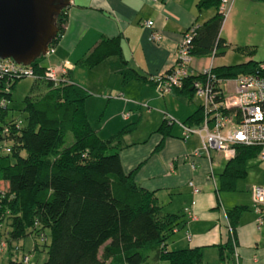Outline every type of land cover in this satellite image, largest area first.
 Wrapping results in <instances>:
<instances>
[{"label":"trees","instance_id":"trees-1","mask_svg":"<svg viewBox=\"0 0 264 264\" xmlns=\"http://www.w3.org/2000/svg\"><path fill=\"white\" fill-rule=\"evenodd\" d=\"M219 4L220 0L198 1L199 9L214 7L215 13L197 25L191 42L193 57L223 54L228 47L220 36L224 15L218 11ZM66 9L56 17L58 33L52 45L64 31ZM120 52L119 36L104 38L82 64L91 68L109 57H120ZM42 57L30 64L36 77L24 98L26 117L11 119L0 127V140L1 131L8 128L3 137L5 145L0 147V226L7 223L10 227L0 233V243L5 242L3 248L11 256L8 264H26L25 254L18 255L20 247L13 246V240L33 235L45 242L46 230L50 239L43 264H204L202 246L168 248L169 237L186 225V213L163 212L154 192L137 184L135 170L124 171L118 151H111L110 140L101 139L88 121L87 91L73 83L54 86L45 80L46 65L39 62ZM261 62L250 59L213 66L212 71L218 78H232L254 72ZM197 79L203 75L184 78L182 87L175 91L191 100ZM19 80L10 81L9 93L0 91L9 101L0 108L4 114ZM39 85L45 88L39 90ZM202 118L200 105L189 117L190 123H184L197 125ZM167 126L163 122L159 131L167 133ZM259 151L258 146L237 145L235 156L219 176L217 192L234 191L238 179L247 174L246 162ZM247 208L234 205L226 210L233 237L218 245L220 260L227 257V249L233 255L235 229Z\"/></svg>","mask_w":264,"mask_h":264},{"label":"crops","instance_id":"crops-1","mask_svg":"<svg viewBox=\"0 0 264 264\" xmlns=\"http://www.w3.org/2000/svg\"><path fill=\"white\" fill-rule=\"evenodd\" d=\"M198 1L69 0L64 31L43 65L64 61L70 64L66 78L70 84L87 91L85 110L91 127L101 139L110 140L111 151H118L124 171L135 170L137 184L154 192L163 212L183 214L186 207L191 208L196 218L187 216L184 236L172 243L182 245L173 249L202 246L204 252L206 247L214 246L210 242L215 238L210 236L207 243V231L198 230L197 225L218 221L212 212L217 208L211 187L218 194L216 184L228 160L219 152L224 164L216 179L217 163L211 152L208 156L201 149L198 135L184 139L177 122L166 127L167 133L159 131L165 115L190 123L189 117L197 112L202 101L196 102V95L189 100L175 90L161 94L151 81L172 67L185 30L212 16L209 9L198 8ZM237 2H231V13ZM147 20L164 36L160 43L149 39L151 29L143 25ZM116 36L120 39V57H109L91 68L82 64L100 40ZM211 61L210 56L194 57L192 70L199 71ZM195 149L200 153L192 168L186 155ZM191 183L200 189L197 194H193ZM246 206L235 229L238 263L264 264V224L258 228L256 213ZM226 210H223L225 221L218 224L229 234ZM226 256L229 262H235L231 253Z\"/></svg>","mask_w":264,"mask_h":264},{"label":"built area","instance_id":"built-area-1","mask_svg":"<svg viewBox=\"0 0 264 264\" xmlns=\"http://www.w3.org/2000/svg\"><path fill=\"white\" fill-rule=\"evenodd\" d=\"M220 12L227 15L230 9V0H221ZM143 25L151 29L149 39L160 43L164 36L153 29V22L144 21ZM197 25L188 27L179 41L175 61L165 73L152 77L151 81L156 83L161 94L179 89L183 85L184 78L194 74H202L203 79H197L193 83L195 95H201L203 118L197 125L174 120L170 115H165L164 120L168 124L177 122L183 130V138L186 139L192 134H196L201 139V149L209 156L210 151L220 152L229 160L236 154L237 145L258 146L260 151L258 157L264 160V61L252 73L240 74L232 78H218L212 71L213 63L199 71L192 70L193 56L191 55V42ZM54 48H48L46 55L53 53ZM45 55V56H46ZM70 64L66 61L56 65H46L43 78L51 82L54 86L68 82L66 75L70 69ZM35 73L31 65H22L14 62L11 58L0 59V91L4 94L10 91V81L24 78L34 79ZM227 83V93L223 86ZM9 101L0 96V108H5ZM8 132L7 126L1 131V148L5 145L3 137ZM6 152L10 147L4 146ZM199 150L195 149L186 155L191 167H194V158L199 156ZM193 194H197L200 189L191 183ZM251 200L256 213V224L258 227L264 224V184L253 185L250 189ZM195 201H192L194 205ZM185 213L188 218H196L191 208L186 207ZM229 234L233 237V229L228 225ZM190 239V235H188ZM5 242L0 243L3 248ZM235 249V247H234ZM235 262L239 264L237 252H233ZM23 261H29L28 255L23 257Z\"/></svg>","mask_w":264,"mask_h":264},{"label":"rangeland","instance_id":"rangeland-1","mask_svg":"<svg viewBox=\"0 0 264 264\" xmlns=\"http://www.w3.org/2000/svg\"><path fill=\"white\" fill-rule=\"evenodd\" d=\"M232 1L233 0H230V9L227 15L224 17L223 24L220 30V36L225 39L228 47L226 48L225 53L210 56V58H212L211 62L213 63L214 67L235 65L250 59L258 62L264 60V0H238L235 9L231 13ZM220 7L221 4H219L218 11H220ZM203 12H207V10H204ZM214 13V7L209 8L208 14L214 15ZM53 46H55V44H49V48ZM48 56L49 54L45 56L46 58L42 57L39 62L45 64ZM33 84L34 80L30 78H24L16 82L12 90V101L8 106V110L5 114L0 110V127L11 119H24L26 117L27 114L24 111V98L26 97V95L30 94V90ZM226 85L227 83L225 82L223 86L225 88V92L227 93ZM38 87L39 90H43V88H45L44 85H39ZM194 100L196 102H201L203 101V97L196 94ZM172 118L176 120L174 117ZM163 122H165L167 125H171L168 124L165 120H163ZM8 145L10 146V143H8ZM210 152L211 156H214L213 158L217 163L215 165V173L216 179H218L217 173H219V170L221 171L224 160L219 152H216L214 150ZM21 155L24 156L25 152H22ZM246 167L247 174L244 177L238 179L234 191H218L217 194L214 190V187H211V191L213 195H215L214 207L217 208L212 212H215L214 220L218 221L216 222V224L213 222L211 224H204L203 222H200L197 225L198 230L207 231L208 234L205 238V241H207V243L210 236H213L215 238L213 242H210L212 243L211 245L214 246L206 247L203 252L204 264H232V261L229 262V259H225L224 261L220 260L218 245L219 243L228 241L230 238V234H228L227 230H224V228L221 227L218 223H222L225 221L223 210L230 209L234 205L245 204L254 208V204L251 202L252 200L250 189L251 186L259 185L264 180V160L260 159L257 156L248 160L246 162ZM0 187H3V183L1 182ZM249 214L251 213L249 212ZM9 229L10 227L6 223L5 225L0 226V233L4 234ZM184 232L185 228L174 232L169 237L167 243L169 244L170 249H173L174 247H180L182 245L178 244V246H173L172 243L176 240V238L183 237ZM6 236L7 235L5 234L3 238H6ZM192 236L194 237L193 233ZM45 237L46 240L44 242L41 237L30 235L19 240H13L12 245L20 247L18 255H28L29 261L26 264H43V262L47 259L46 245L49 244L50 239L47 230L45 231ZM35 244L37 245V248L34 247ZM234 251L235 249L233 250V252ZM225 253L229 255L228 249ZM9 257L11 256L7 253L6 249L0 248V264H8ZM160 264H168V262L161 261Z\"/></svg>","mask_w":264,"mask_h":264},{"label":"water","instance_id":"water-1","mask_svg":"<svg viewBox=\"0 0 264 264\" xmlns=\"http://www.w3.org/2000/svg\"><path fill=\"white\" fill-rule=\"evenodd\" d=\"M69 0H0V59L30 65L48 52Z\"/></svg>","mask_w":264,"mask_h":264}]
</instances>
